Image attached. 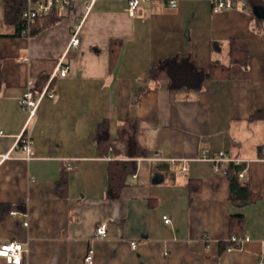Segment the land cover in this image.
Segmentation results:
<instances>
[{
	"label": "crops",
	"instance_id": "obj_1",
	"mask_svg": "<svg viewBox=\"0 0 264 264\" xmlns=\"http://www.w3.org/2000/svg\"><path fill=\"white\" fill-rule=\"evenodd\" d=\"M175 1L141 4L129 16L127 0H73L22 36L0 22V155L9 153L0 164V244L21 242V264H264V18ZM77 26L79 46L68 49ZM232 45L244 62L232 61ZM175 54L202 68L219 62L228 75L177 96L167 81H149ZM62 56L67 73L50 80L55 98H42L26 126L28 158L15 147L27 119L19 98L30 81L36 90L48 84ZM104 120L112 139L135 123L146 153L117 199L107 196V170L127 158L99 154L94 138ZM203 150L239 160L256 200L232 202L227 174L215 173ZM232 215H242L250 239L227 252L220 242ZM99 224L105 238L95 235Z\"/></svg>",
	"mask_w": 264,
	"mask_h": 264
},
{
	"label": "trees",
	"instance_id": "obj_2",
	"mask_svg": "<svg viewBox=\"0 0 264 264\" xmlns=\"http://www.w3.org/2000/svg\"><path fill=\"white\" fill-rule=\"evenodd\" d=\"M250 7L255 5L264 6V0H248ZM27 8L25 0H1L0 9L2 11V20L5 24L11 25L15 29L16 36H22L28 31L22 14ZM53 9V8H52ZM52 9L45 15L35 20L38 23L46 19ZM114 42L111 43V52ZM232 61L244 62L247 55L232 45L229 49ZM229 69L219 62H213L208 67H198L189 55L175 54L162 60L154 66L149 73V81L159 82L165 80L168 83V89L177 96L188 97L191 94L200 91L202 84L206 80L225 78ZM43 80L40 85H36L37 91H41L45 85ZM3 85L0 63V91ZM51 88V87H50ZM144 89V88H143ZM136 130L135 123L127 122L119 127V135L117 139L109 136L107 121L100 122L95 133V144L101 156L111 154H122L127 159L123 161H110L108 174L107 196L111 199H117L123 187L126 186L129 177L135 175L136 159L144 157L145 151L137 144L134 134ZM244 169V165L230 163L227 166V177L229 179V199L232 202L246 204L256 200L249 189L248 183L244 179L239 178L238 174ZM65 186L64 179L59 184V189L63 191ZM231 227L230 236H243L242 234V215H232L229 219ZM229 245V241H221L220 246L225 249Z\"/></svg>",
	"mask_w": 264,
	"mask_h": 264
},
{
	"label": "built area",
	"instance_id": "obj_3",
	"mask_svg": "<svg viewBox=\"0 0 264 264\" xmlns=\"http://www.w3.org/2000/svg\"><path fill=\"white\" fill-rule=\"evenodd\" d=\"M1 1V0H0ZM27 2V8L22 14V19L25 20L27 26L35 20L45 14H47L52 8L55 6H69L73 0H25ZM93 1V0H91ZM154 0H127V8L126 12L129 16H134L138 7L141 4H147ZM168 5L171 7H175L177 5L175 0H166ZM211 6V10L213 13H218L224 10H231L234 8L240 9H250L251 7L248 4V0H208ZM79 30L80 27L77 26L72 31L68 49L77 48L80 43L79 38ZM67 73V67L65 64L64 56L60 58L58 61L53 74L49 78L48 84H46L41 91H37L35 89L34 82L30 81L28 83V89L21 95L19 98L20 107L26 112L27 119L25 123V128H23L22 132L17 136L15 147L24 151L27 157H31L33 155V147L30 136L26 133L27 124L32 121L35 117L36 109L38 104L44 97H48L50 99L55 98V93L50 89V80L55 76L64 77ZM3 135L0 125V136ZM9 157V153L0 155V164L5 161ZM202 160H208L212 164V169L215 173L218 174H227V166L230 163H239V160H232L226 152L219 151L213 154H209L207 150H203L201 152ZM66 168L72 169L70 163L66 165ZM135 176V175H133ZM239 178H245V170H242L238 174ZM11 214H14L12 212ZM163 221L165 224L170 222V219L167 216L163 217ZM25 226L27 223L24 224ZM95 235L97 238H105L107 236V227L105 224H99L95 228ZM248 236H230L228 238L229 245L225 248V251L230 252L235 249H241L245 242L249 241ZM131 248H136V243H130ZM26 251L24 245L21 242L12 241L0 244V260L6 264H21L23 253ZM93 256V250H89L87 255L84 258L86 263H91Z\"/></svg>",
	"mask_w": 264,
	"mask_h": 264
},
{
	"label": "water",
	"instance_id": "obj_4",
	"mask_svg": "<svg viewBox=\"0 0 264 264\" xmlns=\"http://www.w3.org/2000/svg\"><path fill=\"white\" fill-rule=\"evenodd\" d=\"M252 14L257 18H264V7L255 5L251 8Z\"/></svg>",
	"mask_w": 264,
	"mask_h": 264
},
{
	"label": "rangeland",
	"instance_id": "obj_5",
	"mask_svg": "<svg viewBox=\"0 0 264 264\" xmlns=\"http://www.w3.org/2000/svg\"><path fill=\"white\" fill-rule=\"evenodd\" d=\"M0 22H2V11L0 9Z\"/></svg>",
	"mask_w": 264,
	"mask_h": 264
}]
</instances>
